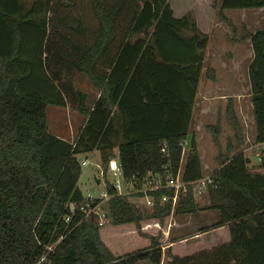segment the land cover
<instances>
[{
    "label": "trees",
    "instance_id": "16d2710c",
    "mask_svg": "<svg viewBox=\"0 0 264 264\" xmlns=\"http://www.w3.org/2000/svg\"><path fill=\"white\" fill-rule=\"evenodd\" d=\"M211 5L223 14L264 7V0ZM195 9L186 0L180 9L171 0H0V264H163L162 224L172 214L204 209L220 215L202 230L209 239L172 241L167 264H264V172L252 170L243 151L224 156L204 201L191 187L176 206L162 203L164 194H175L166 188L151 193L155 205L144 213L118 194L114 182L106 187L110 224L88 210H78L69 225L65 220L68 202L85 200L82 162L96 150L105 173L117 158L124 177L138 185L153 173L203 177L190 131L211 34L200 27ZM231 39L252 42L249 73L260 143L264 28ZM82 74L100 91L92 107L75 85ZM209 78H216L215 70ZM49 104L70 105L85 116L73 141L49 131ZM227 120L243 143L233 99ZM132 240L135 247L127 244Z\"/></svg>",
    "mask_w": 264,
    "mask_h": 264
},
{
    "label": "rangeland",
    "instance_id": "374dc122",
    "mask_svg": "<svg viewBox=\"0 0 264 264\" xmlns=\"http://www.w3.org/2000/svg\"><path fill=\"white\" fill-rule=\"evenodd\" d=\"M30 1V0H25ZM175 8L180 9L182 1L185 0H171ZM190 5L195 7V11L200 21V27L206 32L211 34L210 44L206 50L205 55V65L203 69L202 75V84L201 89L203 94L205 90H207V86L209 83V74L212 70L217 71L215 67L225 68L226 62L229 65L237 67L239 74L241 72H245L248 68L249 62L252 60H247L246 58H230L235 54L230 53L231 46L233 45V41L231 39L232 36L239 38L243 36L246 32H254L259 25H264V19L260 17L262 15L256 14L259 10H264V7H256V8H246V9H227L223 14L220 13L219 9H214L211 5L213 0H186ZM188 6V5H187ZM189 7V6H188ZM177 16H179L177 14ZM227 19H229L232 23L230 24ZM233 42V43H232ZM235 45V44H234ZM233 45V46H234ZM247 46V43L245 44ZM222 49L225 50L223 54L216 53L214 49ZM237 52L236 49H234ZM222 53V52H221ZM220 55V56H218ZM223 55V56H221ZM225 71V69H224ZM225 76L222 73V77ZM75 85L78 89L86 92L88 94V106L92 107L95 100L100 95V91L93 85L90 79L82 74L79 75L75 79ZM245 82L243 83V90L241 86L232 89L228 92V95L237 94L240 91H244L246 95H244L243 99V115L246 116V120L244 121L246 133L244 136L243 128H242V140L243 143L240 142V138L237 137L236 131L232 129L229 122H225L222 120L221 114L217 115L216 106L221 105L220 110L224 107L222 104V99H219L216 94L210 96V91L208 92V97H211L210 100H207V104L209 106L208 114L202 117L200 114V109L202 107L203 101L196 106L192 130L200 131L198 134L199 140L197 143L200 145L201 152L200 154L204 157L203 171L204 175L210 173L213 168L219 167L221 165V160L224 159V156L229 154L233 155L236 152L243 151L249 158V165L252 170L264 167V159L260 161L257 153L258 151H262L264 153V148L257 149L256 148V139L254 137V122H253V105H252V90L251 84L249 80L248 90L245 89ZM198 97V96H197ZM204 96H201L202 99ZM228 101L232 99V97H228ZM200 102V100H199ZM216 108V109H215ZM226 115H227V107H226ZM47 116H48V126L49 131L56 135L62 136L68 140H74L85 123V116L81 114L76 108L68 105L67 107H61L54 104H49L47 108ZM239 122L241 124L242 117L240 116ZM215 129H218L217 134H215ZM240 142V143H239ZM190 141L189 139L184 143V160L187 157V154L190 150ZM254 146V147H253ZM198 147V146H197ZM118 150L115 149V153ZM105 167L103 166V161L101 158V153L99 150H96L88 155V164L82 165V174L79 179V188L81 189L85 199L90 197L104 199V195L107 194V184L114 183L116 177L113 174V171L109 168L107 173L104 172ZM100 180V182L98 181ZM129 199V201H133L138 206H141L144 213H148L152 210L151 207H147L143 202L142 198H138L137 196L123 195ZM198 200L204 201L206 197H197ZM109 199L102 200L98 209L99 216L101 221L106 224L109 223V218L107 216L109 206ZM186 216V215H185ZM182 218L180 215L172 214L169 219L167 226L162 224L164 227L163 230H166L167 233L165 235V240L162 241L164 245V257L163 264H167L169 260V256L167 253V249L172 243V241L176 239H184L186 243L194 242L195 240H207L209 239L210 233H207L204 237H198L200 233H203L202 230L205 228L212 227L219 218V212L215 210H199L193 216L190 215L189 218H193L191 224L184 228L182 231H178L176 229V225L174 224L176 219ZM189 220V219H188ZM151 227V226H150ZM152 228H155L153 226ZM114 231V230H113ZM162 231V230H161ZM162 231V236H163ZM202 236V235H201ZM187 238V239H186ZM127 239L124 238L122 240L125 241ZM130 247H135L138 243L135 241H131L127 243ZM140 264H151L149 261L140 263Z\"/></svg>",
    "mask_w": 264,
    "mask_h": 264
},
{
    "label": "built area",
    "instance_id": "2783aa9c",
    "mask_svg": "<svg viewBox=\"0 0 264 264\" xmlns=\"http://www.w3.org/2000/svg\"><path fill=\"white\" fill-rule=\"evenodd\" d=\"M256 148L261 149L264 148V141L260 143H256ZM166 145L163 147V151H166ZM254 147V146H253ZM257 156L260 161L264 159V153L260 150L257 153ZM83 165L88 164V158H85L82 162ZM109 168L113 171L114 176L116 177L115 186L118 190L119 195H130V196H137L138 198H142V202L147 206L153 208L155 205V196L151 194L157 190L166 189V188H173L175 190V194L173 196H169L164 194L161 197V202H167L168 200H172L174 206H176L181 198L182 195H186L189 193L190 188L196 197H206L209 193L210 186L214 185V179L212 173H208L203 175V177L197 180L186 181L183 178V172L180 170L176 176H173L170 173H166L165 178L159 173H153L149 176L145 177L142 180L141 185H138V181L135 179H127L124 177L123 168L117 158L113 159L110 162ZM108 168V169H109ZM110 194H105L104 199H110ZM125 197V196H124ZM100 198H93L90 197L85 199L83 202H75L70 201L67 204V215H66V222L67 224H71L76 212L80 211H87L88 213H95L99 214L98 209L100 203H96L95 201ZM128 199V198H127ZM129 200V199H128Z\"/></svg>",
    "mask_w": 264,
    "mask_h": 264
},
{
    "label": "crops",
    "instance_id": "0c3cea01",
    "mask_svg": "<svg viewBox=\"0 0 264 264\" xmlns=\"http://www.w3.org/2000/svg\"><path fill=\"white\" fill-rule=\"evenodd\" d=\"M224 12H225V10H224ZM256 14H258V16L262 15V17H260V21L259 22H263L261 19H264V10H262V11L259 10L258 12H256ZM260 28H264V25H259V27L257 29H260ZM246 43H247V46H245ZM233 45L231 46L232 48H231L230 53H231V55L232 54H235V55L231 56L230 58H233V59L234 58H246L247 60H250V58L252 57V59H253L254 50H253L251 39H245V40H242V41H237V42H234ZM208 47H210V46H208ZM234 49H236L237 52H235ZM214 50H215L216 53H220V54H223V52L225 53V50H222V49H218L217 48V49H214ZM218 56H220V55H218ZM221 56H223V55H221ZM250 62H249V65H250ZM249 65H248V68L245 70V72H241V74H239L237 67L229 65L228 62H226L225 66H224L225 67L224 68L225 71H224L223 68H220L218 70V68L215 67L217 69L216 78L215 79H209V83H208V86H207L208 88H207V90H205L204 94H203V91L201 89V84H202V81H203L202 78H201L199 91H198V97H197V103H196V106H197L199 103H201V101H203L202 107L200 109V114L203 117L205 114L207 115L208 111H209V106L208 105H210V104H207L206 101L210 100L211 97H208V92L210 91V96H213L214 94H216V96L219 99H222V102H223L222 104H224V107L221 110H220L221 105H219V106L217 105L216 106L217 115H219V113H220L221 117L223 116L222 120L225 121V122H228L226 111H225L226 107L228 105L226 103V101H228V99H229L228 97H232L233 102H234V108H235V111H236V115H237L238 118H240V116L242 117L241 125H242V128H243L244 136H245V133H246L245 124H244V121L246 120V116L243 115L242 113L244 112L243 111V99L245 98L244 95H246V94L244 93V91L243 92L240 91L237 94L228 95V92L230 90H232V89H235V88L239 87V86H241V89L243 90V83L244 82H245V85H246L245 89L248 90V85H249V80H250ZM222 73L225 76L222 77ZM250 84H251V82H250ZM201 96H204V97L202 99H200ZM199 100H200V102H199ZM196 106H195V109H196ZM252 117L253 118H251V119H253V122H254V127H253V129H254V137L256 139V125H255V120H254V114L252 115ZM232 129H233V127H232ZM198 131H200V129L199 130L197 129V131H195V130H192V127H191L190 136L195 135L197 141L199 140V137H198L199 132ZM233 131H234V129H233ZM198 149L201 152L199 143H198ZM201 157H202V164H204L203 163L204 162L203 155H201ZM216 168H218V167L213 168V170L210 173H212ZM255 170L264 172V167H261V168L255 169ZM193 215L194 214H192L191 216H193ZM181 217L182 218L176 219V221L174 223L176 225V229L178 231H182V230H184V228H188L187 226L189 224H191V221L193 220V218H189L190 215H186V216L184 215V216H181ZM219 218H220V215H219ZM219 218H218V220H219ZM205 235H207V232L200 233V235H197V236L198 237H204ZM143 262H146V261H143ZM143 262H140V263H143Z\"/></svg>",
    "mask_w": 264,
    "mask_h": 264
},
{
    "label": "water",
    "instance_id": "95a60500",
    "mask_svg": "<svg viewBox=\"0 0 264 264\" xmlns=\"http://www.w3.org/2000/svg\"><path fill=\"white\" fill-rule=\"evenodd\" d=\"M99 182H100V180H98ZM109 214H107V216H108Z\"/></svg>",
    "mask_w": 264,
    "mask_h": 264
}]
</instances>
